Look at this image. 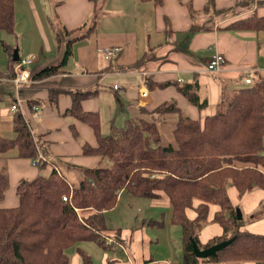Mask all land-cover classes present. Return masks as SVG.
Listing matches in <instances>:
<instances>
[{"label": "trees", "instance_id": "trees-1", "mask_svg": "<svg viewBox=\"0 0 264 264\" xmlns=\"http://www.w3.org/2000/svg\"><path fill=\"white\" fill-rule=\"evenodd\" d=\"M140 1H151L155 6L163 3V0ZM202 12L216 13L215 1L207 0ZM165 22L164 32H173L166 17ZM94 23L92 21L83 34H75L85 22L72 29L61 26V32L54 29L51 22L61 57L39 69H29L30 80L40 81L64 73L74 43L87 37ZM223 28L264 34V15L254 11L229 21ZM0 30L15 36L14 0H0ZM1 45L7 64L5 74L0 77L15 90L11 81L17 63L13 60L15 45L5 41ZM148 58L149 55L143 54L122 69L136 70ZM172 84L198 110L207 106V99H200L198 95V73L189 81ZM62 92L70 97V106L64 114L89 126L96 139L95 145L82 142V153L98 156L99 163L80 167L76 185L64 174L67 167L62 172L53 165L47 175L18 181L17 204L0 206V264H69L68 251L72 247L76 248L81 264H97L78 244L92 242L102 249H113L105 239L109 229L105 214L117 205L119 190L138 198L163 195L167 199L169 222L181 231V258L177 264H264V234L242 228V214L237 217L238 208L232 205L227 194L228 186L236 189L239 198L256 189L264 190V80H255L221 94L215 112L202 119L187 115L173 101H165L150 111L141 109L142 113L150 115L149 119H127L106 135L101 133L99 114L85 111L81 105L94 90L49 87V101L54 104ZM35 104H39L37 98L24 102L29 111ZM171 112H175L176 119L171 138L165 142L156 119ZM26 119L19 111L13 112L14 137L8 138L0 132V157L12 149H16L22 159L35 157L39 148L46 154L45 142L35 136ZM69 126L74 128L76 136L73 122ZM46 164L41 161L37 167L41 169ZM6 188V176L0 172V201ZM193 199L199 200L195 207ZM210 204L219 207L210 222L218 223L222 232L201 243L199 233L208 222ZM88 208L93 213H80ZM187 208L195 211L193 218H188ZM260 218H264V198L248 220ZM115 230L112 240L119 242V228ZM228 239H232L231 242L215 255L198 258L193 253L192 241L202 249Z\"/></svg>", "mask_w": 264, "mask_h": 264}, {"label": "crops", "instance_id": "crops-1", "mask_svg": "<svg viewBox=\"0 0 264 264\" xmlns=\"http://www.w3.org/2000/svg\"><path fill=\"white\" fill-rule=\"evenodd\" d=\"M97 1L14 0L15 23L17 11L21 19L20 26L15 31L35 33L33 36L26 34V43L31 45H19L18 53L21 52V56L18 55H36L35 61L30 65L31 67L39 64L35 66L36 69L58 61L62 53L61 49L56 47L54 34L50 35L54 31L52 32L49 12L61 17V24L67 29L81 26L85 18L93 15L90 21V25L92 21L95 22L93 28L87 37L74 43L73 54L63 68L64 73L40 81H31L30 84L24 83L19 88L25 116L29 123L35 125L38 135L41 134V142H45L49 156L47 163L61 171L67 167L68 175L77 176L78 173L70 166L90 167L97 164L98 159L82 153L78 137L83 135L84 142L91 145L96 144V139L89 126L64 114L70 106L69 95L65 92L59 93L53 104L49 101V87L94 90L81 105L85 111H96L99 114L101 133L106 135L112 127H120L118 123H124L127 119H149L150 115L142 113L141 109L150 111L165 101H173L187 115L202 119L215 112L221 94L250 84L246 83L245 79H250V82L264 80V34L223 28L227 22L250 15L254 11L264 15V0H214L217 12L208 14L202 12L207 0H163L159 6H155L151 1L140 0H104L103 3ZM97 7L101 9L97 10ZM165 17L173 31L168 34L164 32ZM108 46H119L121 51L116 56L106 58L98 49ZM54 52L55 56H52ZM214 52H219L225 57V63L218 71L206 68L207 60ZM43 53L50 58L40 62ZM143 54L149 55V58L138 69H122L134 63ZM194 73H198L199 98L207 99V106L201 110L189 104L176 85L172 84L174 81H189ZM148 78L150 82H147ZM2 84L14 91L11 101L16 95L13 86L5 81H2ZM114 84H118L117 89L113 88ZM36 98L41 106V115L34 123L35 115L24 102ZM9 108L10 105L8 108L0 107V132L13 131V112ZM175 119V113L170 118L168 114L162 116L158 123L160 132L167 128L171 133ZM71 122L75 126L76 136L73 135L74 128L72 130L69 126ZM35 167L37 165L25 159H8L9 171H12L13 176H17L18 181L24 176L34 175ZM45 167L40 169L42 175H47L51 169ZM124 194L122 192L119 199L127 198ZM227 194L232 205L238 207L242 213V228L264 234V218L248 220L259 201L264 198V190L256 189L239 198L236 189L228 186ZM161 196L164 198L160 199L164 203L162 207L153 206L149 213L141 216V222L137 219L135 221L141 228L146 224L153 225L151 232L128 234L127 230L121 228L117 231L119 242L127 239L132 251L126 259L128 264H177L180 261L181 231L178 226L169 222V203L163 195L151 199L157 201ZM14 200L16 199L13 197ZM198 203L199 200L193 199V207ZM218 209L215 204L209 205L208 222L202 226L199 233L201 243L222 232L218 223L210 222ZM91 212L92 210L88 209L80 211L81 214ZM186 214L188 218H193L196 213L192 208H187ZM155 247L158 249L155 250ZM69 250V264H81L76 248ZM114 258L113 254H105L99 264H116Z\"/></svg>", "mask_w": 264, "mask_h": 264}, {"label": "rangeland", "instance_id": "rangeland-1", "mask_svg": "<svg viewBox=\"0 0 264 264\" xmlns=\"http://www.w3.org/2000/svg\"><path fill=\"white\" fill-rule=\"evenodd\" d=\"M97 2L98 3H103L104 0H98ZM98 7H97V10H100L101 8H98ZM92 16L90 14L89 18H85L84 19L85 25L83 27H81L75 34H83V32L90 26V21L93 19ZM49 19H50V22H52V25H53L54 29H56L57 31L61 32V26H62L61 17L57 16L56 14H54L52 12H49ZM20 21H21L20 15H19V13L17 11V20H16V23H15V29H17L20 26ZM48 24H49V29H50V23H48ZM52 32H53V29H52ZM26 34H28V33H17L15 31V36H14L13 34H10V33H7V32H4V31L0 30V72L5 70V67H6V64H7V55L3 52L1 42L5 41L7 43L15 45V47H20L19 45H24V43H26V41L28 40L26 38ZM31 34L33 36V34H35V33H29L28 35H31ZM53 34L54 33H50V35H53ZM64 38L66 39V37H64ZM26 44L27 45H31L29 42H27ZM19 55L21 56V52H20ZM52 56H55V52L52 53ZM47 57L50 58L49 55L47 56V54L43 53V55L40 56V62H45ZM52 59H53V57H52ZM46 63H44V64H46ZM37 65H39V64L36 63V64L32 65L31 67L29 66V69L30 70H31V68L32 69H36L35 66H37ZM15 66H16V64H15ZM3 74L4 73H1L0 75L3 76ZM0 81L2 82V81H7V80L5 78H3V77H0ZM28 83H30V82H28ZM140 92H142V91H140ZM11 95H14V91H11L7 87H5L4 84L1 83L0 84V107H7V108L9 107V105L12 103V100L10 101ZM9 109L11 110V108H9ZM174 113L175 112L168 113V117L170 118V116H173ZM23 114H24V117H26L25 113H23ZM40 115H41V112H40V114L38 116H34L33 117L34 118L33 119L34 123L39 120ZM165 115H167V114H165ZM159 120H160V118L156 119L157 124L159 123ZM30 125L33 128V132H34L35 136L37 138H39L41 136V134L38 135V130H37V128H35V125L33 123H30ZM122 125H123V122L118 123V126H122ZM1 134H3L4 136H6L8 138H13L14 137V132L13 131H2ZM161 136L163 137V140L165 142H167V140L171 138L170 129H167V128L166 129H162L161 130ZM83 137H84L83 135L78 137V140H80L81 143L85 141V139H83ZM263 145H264V137H263ZM43 147H44V149L46 151V147L45 146H43ZM38 150H39V152L41 153V155L43 157L42 161H45L47 163V158L49 157L47 151H46V154H45L40 149H38ZM88 156L95 157L96 159H98V161L96 163L97 164L99 163V157L98 156H94V155H88ZM13 157L19 158L20 160H22V158L18 157L16 149H12V150H10L9 152L5 153L4 155H2L0 157V172L3 173L6 176V180H7L6 192H5L4 197L2 198V200L0 201V206H4V207H13V206H15L17 204V196L15 194V189H16V185L18 183V180H17V176H13L12 175V171L11 170L9 171V168H8V159L9 158H13ZM32 159L33 158L25 159V160L31 162ZM46 165H47L46 167H48V168L51 167V165H49L48 163ZM82 166L84 167L85 165L72 166L71 168L79 173V171H80L79 169ZM78 173H77V176H72V175H68L67 172H64V174L66 175L68 180L73 185H76L78 183V179H79L78 178V176H79ZM39 174H41L40 168L39 167H35V174L34 175H32L31 177H29L27 175V177L24 176L22 178L31 179V178H34V177L38 176ZM121 193H122L121 190L117 191V195L118 196H120ZM124 195H126L127 198L122 199V200L118 198L117 205L115 207H113L112 209H110L109 211H107L106 214H105V216L107 218V223H108L107 225L109 227V229L105 232V235H106L107 238H112L114 236L116 228H121L124 231L127 230L128 234L130 232L135 234L136 232H140V231H142L144 233L151 232V230H153L152 229L153 225L149 226V225L146 224L144 226V228L143 227L141 228L139 226V224H137L135 221L137 219L138 222H141L140 221V219L142 218L141 216L143 214H145V213H149L150 212L149 209L152 208L153 206L162 207L164 205V203L162 202V200H164V198L162 196L159 199H157V201H154L151 198H138V197L130 196L128 194H124ZM13 197L16 200L13 201ZM160 199H162V200H160ZM84 210H87V209H84ZM88 210H92V209L88 208ZM88 213L87 214H83V215H89ZM91 213H93V212H91ZM158 234H160V232ZM123 240H124V242L121 241L119 243H122L124 249H122L121 247H117L115 245V243L113 242L112 243L113 244V249L112 248L111 249L112 250H117V251H112L111 250V252H108V251H110V249L109 250L102 249V248L98 247L97 245H95L92 242H84V243H80L78 245L80 247H82L84 250H86L92 256L93 260L97 264L100 263L101 257H103L105 254H108V253H109V255L113 254V257H115L114 261L116 262V264H126L127 263L126 259H127V257L129 255L132 254V251L130 250V247L128 246L127 239H123ZM145 248L146 247L144 245L143 249L145 250ZM151 248H154V247L151 246ZM74 249H75V247H74ZM156 249H158V247H155V250ZM70 251L71 250L68 251L69 256H71V252ZM73 253H74V251L72 252V254ZM153 253L155 254L154 251H153ZM179 257H181V254H179ZM111 264H114V263H111Z\"/></svg>", "mask_w": 264, "mask_h": 264}, {"label": "built area", "instance_id": "built-area-1", "mask_svg": "<svg viewBox=\"0 0 264 264\" xmlns=\"http://www.w3.org/2000/svg\"><path fill=\"white\" fill-rule=\"evenodd\" d=\"M98 50L101 51L106 58H110L111 56L118 55L121 51V48L119 46H110V47L108 46V47H100ZM35 59H36V55L34 54L27 55L25 57H19V59L17 60L16 66L14 67V76L11 79L15 87L16 95L14 96V99L12 100V103L10 104V108L13 112L19 111L23 116H24L23 114L24 110L22 107L23 99L19 94V88L22 84L30 82L29 66L35 61ZM224 63H225V57L219 52H214L208 58L207 63H206V68L210 71H218ZM245 82L250 83V79H245ZM117 87H118L117 84L113 85L114 89H117ZM32 111L35 116H38L41 112V106L39 104L33 105ZM42 158L43 157L38 150L37 155L33 157L31 163L33 165H38L42 161ZM63 199H65V197ZM105 239H106L107 244L113 245L112 243L114 241L112 240V238H107L105 236ZM114 243L117 247H121L122 249H124L122 243H119V242H114Z\"/></svg>", "mask_w": 264, "mask_h": 264}, {"label": "water", "instance_id": "water-1", "mask_svg": "<svg viewBox=\"0 0 264 264\" xmlns=\"http://www.w3.org/2000/svg\"><path fill=\"white\" fill-rule=\"evenodd\" d=\"M18 59V47H14L13 49V60L17 61ZM237 217H241V212L239 209H236ZM232 239L223 240L219 243H215L211 246H208L206 248H199L194 241H192V250L196 257L198 258H206L211 255H215L217 250L221 249L222 247L226 246L231 242Z\"/></svg>", "mask_w": 264, "mask_h": 264}]
</instances>
